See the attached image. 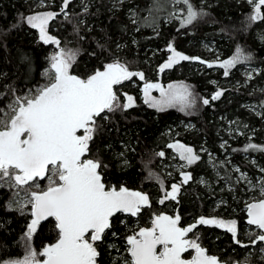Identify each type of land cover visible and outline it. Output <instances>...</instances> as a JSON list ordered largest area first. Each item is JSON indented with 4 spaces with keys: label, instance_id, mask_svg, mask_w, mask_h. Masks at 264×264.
Instances as JSON below:
<instances>
[{
    "label": "trees",
    "instance_id": "obj_1",
    "mask_svg": "<svg viewBox=\"0 0 264 264\" xmlns=\"http://www.w3.org/2000/svg\"><path fill=\"white\" fill-rule=\"evenodd\" d=\"M190 3L205 14L181 26L187 15L186 5L175 0H70L63 12V0H43V3L0 0V114L17 97L28 96L45 81L44 70L58 49L41 41L38 29L31 28L23 19L41 11L58 13L48 24L49 33L61 42V48L76 52L72 74L86 78L104 64L120 61L130 70L144 72L150 81H185L195 97L194 106L187 112L178 107L158 111L144 103L142 81L138 77H133L137 85L128 80L115 86L121 99L128 93L135 96L136 104L97 118L99 129L90 143L88 158L101 161L100 171L106 185L143 190L148 193L151 206L137 217L117 214L112 218L111 229L96 242L99 264H117L112 262L116 247L110 248L109 243L123 246L129 225L137 222L148 227L154 214L165 211L178 213L183 226H189L201 216L236 218L237 238L248 247L236 244L231 233L214 225H198L192 235L199 236L202 244L211 252L216 251L222 260L264 264L259 252L261 243L252 246L250 236L245 234L246 228L256 227L247 223L245 195L234 181L235 172L230 164L235 163L253 174L260 173L243 158V153H247L259 158L264 167V113L258 116L242 105L257 100L264 107V92L255 87L264 77V20L249 21L253 8L247 0H190ZM172 43L188 56L201 58L214 54L209 51L212 47L206 45L214 46L212 50L221 53L220 61L210 68L196 64L197 60H186L161 73L159 66L167 60L168 45ZM238 47L251 57L243 61L260 67L258 75L246 77L238 69L240 62L228 70L227 76L224 74L225 69L219 65L233 58ZM235 82H239L237 86ZM219 88L224 93L213 100V92ZM204 99L209 100L207 105L203 104ZM224 117L246 121L254 128V135L232 139L225 131V120L221 119ZM187 123L193 124L185 127ZM222 137L229 140V156L219 143ZM176 143L192 146L196 151L205 146L215 158L211 164L207 153H200V159L189 168L192 179L183 182L179 201L161 204L162 191L182 179L179 172L167 177L160 167L162 161H170L168 156L173 148L168 145ZM250 144L256 148H249ZM159 152H164L165 157H160ZM223 181L232 184V189ZM13 193L14 188L7 183L0 187V264L26 254L24 236L32 218L31 206L23 213L18 208H9L7 202ZM220 200L221 205L213 211L215 202ZM56 239L54 220L49 218L38 225L30 245L41 251Z\"/></svg>",
    "mask_w": 264,
    "mask_h": 264
},
{
    "label": "snow or ice",
    "instance_id": "obj_2",
    "mask_svg": "<svg viewBox=\"0 0 264 264\" xmlns=\"http://www.w3.org/2000/svg\"><path fill=\"white\" fill-rule=\"evenodd\" d=\"M175 2L186 5L187 15L181 26L191 24L205 14L195 10L190 0ZM247 2L253 6L249 21L264 20L261 13L264 0ZM69 3L70 0H63L61 12ZM57 15L46 11L23 18L31 28L38 29L41 41L56 45L59 51L50 57V69L46 72L49 83L34 95L17 97L9 106L10 114L4 113V117L0 118V187L7 183L24 190V199L15 203L22 213L30 205L32 217L24 236L25 256L23 259L4 261L3 264H97L99 253L95 245L106 230L111 229L112 218L119 213L137 217L144 208L151 206L147 193L124 186L106 185L100 171L101 161L88 158L90 143L99 129L97 118L106 112L134 106V97L126 93V102H120L115 86L133 77L144 80V73L131 71L127 65L114 61L104 64L102 70L97 69L86 78L72 74L70 69L76 52L61 48V42L47 31L49 22ZM168 51L171 55L159 67L161 73L180 61L199 60V57L178 52L171 44ZM250 58L238 47L233 58L219 66L225 69L227 76L230 68ZM212 66L208 64V67ZM153 90L159 92V98L152 96ZM142 91L144 103L158 111L177 105L184 111L195 104L192 91L183 83L169 84L166 88L159 83H145ZM221 94L217 92L212 99H218ZM208 103V99L203 100V104ZM103 118L107 119V116ZM168 147L176 149L180 159L188 165L200 159L192 148L183 144H169ZM248 147L256 148V145ZM158 155L163 157L164 152ZM190 179V174H183L184 183ZM42 180H47L45 187L39 183ZM160 183L163 190V183ZM260 191L264 196V185ZM178 192L179 186L173 184L171 191H165L159 203L176 200ZM247 215L248 225L260 230L249 233L251 245L255 246L264 242V199L248 203ZM49 218L54 220L57 239L37 253L31 248L30 241L38 225ZM180 220L179 215L154 214L150 227L133 229V234L126 237L128 258L124 264H221L217 257L206 253L197 239L189 238L197 225L224 228L231 233L236 244L249 246L237 238L235 220L201 216L187 227H181ZM261 251L264 252V249ZM185 254L190 258H186ZM38 256L43 259H38Z\"/></svg>",
    "mask_w": 264,
    "mask_h": 264
},
{
    "label": "rangeland",
    "instance_id": "obj_3",
    "mask_svg": "<svg viewBox=\"0 0 264 264\" xmlns=\"http://www.w3.org/2000/svg\"><path fill=\"white\" fill-rule=\"evenodd\" d=\"M41 1V0H40ZM252 8H253V6H252ZM41 12H46V11H41ZM52 12V11H51ZM261 13H262V9H261ZM33 14H35V13H33ZM32 15V14H31ZM47 31H48V33H49V27H47ZM49 35H51L50 33H49ZM52 36V35H51ZM174 48H175V46H174V44L172 43L171 44ZM56 46V45H55ZM206 46H208V47H212V48H210L209 49V51L211 52V53H214L213 55H211L210 57L209 56H205L204 57V59H207V60H209L210 61V63L212 64V65H214V63L215 62H219L220 60H219V58H220V56H221V53L218 51V50H212L213 48H214V46H211V45H206ZM57 47V46H56ZM176 49V48H175ZM177 50V49H176ZM57 51H59V49H57L55 52H57ZM178 52H180V53H182V54H184V55H187L186 53H183V52H181V51H179V50H177ZM54 52V53H55ZM169 55H171V53L169 52V54H168V57H169ZM188 56V55H187ZM190 57V56H189ZM168 59V58H167ZM167 61V60H166ZM166 61H164L162 64H164ZM120 62V61H119ZM180 62H183V61H180ZM179 62V63H180ZM197 63L196 64H203V63H201L200 61H196ZM112 63V62H111ZM122 63V62H121ZM124 64V63H123ZM161 64V65H162ZM160 65V66H161ZM175 65H177V64H175ZM174 65V66H175ZM159 66V67H160ZM173 66V67H174ZM172 67V68H173ZM50 69V64L47 66V68L44 70V78H45V81L36 89V91L39 89V88H41V87H43V86H45L47 83H49V80H48V77L46 76V72H48V70ZM238 69H239V71L241 72V73H243L246 77H248V78H252V77H254L255 75H258L260 72H261V69H260V67L259 66H257V65H254V64H250V63H248V62H246V61H241L240 62V65H239V67H238ZM102 70V69H101ZM130 70V69H129ZM131 71H137V72H142V71H138V70H131ZM144 73V72H143ZM144 80H141L142 81V84H141V86H140V90H141V95H142V98H143V100H144V96H143V88H144V85H145V83H159V84H161V85H163L165 88L167 87V85H169V84H179V83H183V84H186L188 87H189V84L188 83H186L185 81H171V82H163L162 80H156V81H150V80H148L147 78H146V76L144 75ZM139 78V77H138ZM140 79V78H139ZM214 79V78H213ZM130 81H132V83H135V85H137V82L136 81H134L133 80V78L130 80ZM125 82V81H124ZM237 83H239V82H235V85L237 86L238 84ZM255 87H256V89H258L259 91H261V92H264V77L262 78V79H260L259 81H257L256 82V84H255ZM189 89H190V87H189ZM36 91L35 92H33V93H31V94H29L28 96H31V95H34L35 93H36ZM190 91H191V89H190ZM217 92H221L222 94L220 95V97H222V95H223V93H224V89H222V88H219V89H217L215 92H213V95H215ZM126 94H128V93H126ZM152 96H155V97H157V98H159V92L158 91H156V90H153L152 91ZM118 95V94H117ZM128 95H130V94H128ZM119 96V95H118ZM131 96H133V95H131ZM120 97V96H119ZM124 97V96H123ZM134 97V100H135V103L134 104H136V98H135V96H133ZM219 97V98H220ZM218 98V99H219ZM120 102L121 103H125L126 102V100H125V97L123 98V99H121L120 98ZM13 104V103H12ZM11 104V105H12ZM148 105V104H147ZM242 105L243 106H245V107H247L250 111H252V112H254L256 115H258V116H261V115H263V113H264V107H263V104L262 103H260L259 101H257V100H249V101H245L244 103H242ZM176 107H178L179 109H180V106L179 105H177ZM154 109H156V108H154ZM187 109L188 108H186L184 111L185 112H187ZM157 110V109H156ZM4 113H9L10 114V108H8L7 110H5V111H3V113H1L0 114V118H3L4 117ZM221 119H223V120H225V131H226V133L228 134V135H230L231 136V138L232 139H237V137L238 136H241V135H245V134H248V136L249 137H252L253 135H254V133H253V131H254V128H251L250 126H249V123H247L246 121H241L240 119H239V117H235L234 119H228V118H226V117H224V118H221ZM193 123H187V124H184L185 125V127H190L191 125H192ZM220 145H221V147H222V149H223V152H226V153H228V154H226V155H230L231 153L230 152H227V145H229V140H228V138H224V137H222L221 139H220ZM184 146H186V147H190V148H192L193 149V151H194V153L195 154H197L199 157H200V153H203V152H206L207 153V161L209 162V163H211L212 164V158H215V155L212 153V152H209L206 148H205V146H203L202 148H200V150L199 151H196L192 146H189V145H184ZM170 155V154H169ZM163 157H165V154H164V156ZM227 157V156H226ZM168 158L170 159V161L169 162H163L162 161V164L160 165V167H161V170H162V172L163 173H165L166 175H167V177H174V173H176V172H179L180 174H181V178L182 179H180L178 182H172L171 184H170V186H169V188H167V189H164L163 191H162V196L159 198V200H161L162 198H163V196H164V192L165 191H171V186L173 185V184H176V185H178L179 186V192H178V194H177V197H179L180 195H181V193H182V189H183V174L184 173H188V174H190L191 175V179H192V173H191V171L189 170V168L192 166V165H194L195 163H193V164H191V165H188L187 164V162L186 161H184V160H181L180 159V157H179V152L176 150V149H174L173 148V150H172V152H171V155L170 156H168ZM243 158L244 159H248L255 167H257L258 168V171H260V173L258 172V173H256V174H253V173H251V172H249L248 170H245V169H242V168H240V167H238V165L237 164H235V163H232V162H230V164H231V166H232V171H234L235 173H234V176H235V178H234V181H235V183L236 184H239L240 185V189H241V191H242V193H243V195H245V197H244V202H246L247 204L248 203H250L251 201H254V200H258V199H264V196H262L261 195V191H260V189H261V186L262 185H264V167L263 166H261V163H260V161H259V158H257V157H254V156H250V155H248L247 153H243ZM216 174V173H215ZM216 175H218V174H216ZM218 177H219V175H218ZM191 179L190 180H188V181H191ZM197 181V180H196ZM39 183L41 184V187H45L46 185H47V180H42V181H39ZM223 183L225 184V186L228 188V189H232L231 187H233V185L232 184H230L229 182H227V181H223ZM24 197H25V191L24 190H21V189H17V188H14V193H13V195L11 196V199L7 202V206L9 207V208H18L19 209V207H18V205L15 203V201H22L23 199H24ZM150 198V197H149ZM165 201H170V199L169 200H165ZM150 204H151V200H150ZM219 205H221V200L220 201H216L215 202V206H213L214 208H213V211H215V210H217L218 209V207H219ZM28 207V206H27ZM26 207V208H27ZM160 213H163V214H166V215H169V216H173V217H175V215H170V214H168V213H164V212H159V213H156V214H160ZM178 215V214H177ZM153 217V216H152ZM152 217L150 218V226H151V219H152ZM203 217H205V218H216V219H222V220H225V221H230V220H235L236 222H237V232H239V229H238V221H237V219L236 218H224V217H221V216H217V215H212V216H203ZM200 218V217H199ZM198 218V219H199ZM197 219V220H198ZM196 220V221H197ZM193 223H195V222H193ZM193 223H191V224H193ZM190 224V225H191ZM198 226V225H197ZM215 226V225H214ZM139 227H146V226H141V225H139L137 222H135L133 225H129L127 228H126V232H127V236L128 235H131V234H133V229H138ZM220 228V227H219ZM37 229H38V227H37ZM221 229H224V228H221ZM195 230V229H194ZM193 230V231H194ZM37 231V230H36ZM260 230L258 229L257 230V228H255L254 230H251V229H249V228H246L245 229V234L246 235H249V233H258ZM34 235V234H33ZM126 236V237H127ZM126 237H125V241H124V245L123 246H117V245H114V243L113 242H110L109 243V247L110 248H113V247H116V252H114L113 253V256H112V262H114V263H117V264H124V261H125V259L126 258H128V254H127V251H126V249H127V244H126ZM189 238H191V239H197V242L201 245V246H205V245H203L202 244V242H201V240H200V238H199V236H193L192 235V233H190L189 234ZM252 238H254V237H252ZM259 243H261V246H260V249H259V252H260V257H262V258H264V252H262L261 251V249H264V242H259ZM96 246V245H95ZM207 247V246H206ZM32 248V247H31ZM32 249H34V248H32ZM207 249H208V251L209 252H211L210 251V249L207 247ZM35 250V249H34ZM42 251V250H41ZM97 251H98V249H97ZM36 252L37 253H39L40 251H37L36 250ZM99 253V252H98ZM211 253H213V254H216L217 255V253H216V251H214V252H211ZM247 255H249L248 253H247ZM25 256V255H24ZM23 256V257H24ZM186 256H188V255H186ZM219 256V255H218ZM23 257H21V258H19V259H23ZM220 257V256H219ZM38 259H43V257H39L38 256ZM221 259V258H220ZM16 260V259H15ZM225 261V260H224ZM227 262V261H226ZM228 263H230V262H228ZM248 264V263H242V262H235V263H230V264Z\"/></svg>",
    "mask_w": 264,
    "mask_h": 264
},
{
    "label": "water",
    "instance_id": "obj_4",
    "mask_svg": "<svg viewBox=\"0 0 264 264\" xmlns=\"http://www.w3.org/2000/svg\"><path fill=\"white\" fill-rule=\"evenodd\" d=\"M195 57H199V56H195ZM197 61H204L203 64H206V65H208V64L210 63L209 60L204 59V58H201V57H199V60H197ZM102 175H103V174H102ZM103 179H104V177H103ZM104 182H105V181H104ZM124 187H126V186H124ZM127 188L130 189V190H136V191H141V192L146 193L145 191L140 190V189H135V188H130V187H127ZM147 194H148V193H147ZM254 201H255V200H254ZM254 201H251V202H254ZM251 202H250V203H251ZM119 214H125V213H119ZM125 215H128V214H125ZM246 220H248V215H247V219H246ZM42 222H43V221H42ZM42 222H41V223H42ZM251 226L255 227L254 225H251ZM106 231H107V230H106ZM105 233H106V232H105ZM104 235H105V234H104ZM104 235L102 236V239H103ZM102 239H101V240H102ZM101 240H100V241H101ZM53 243H54V242H53ZM50 244H52V243H50ZM48 245H49V244H48ZM202 247L206 250V253H207L208 255H211V256H215V257H217L218 260L221 262V264H230V263H228V262H226V261L220 259V257H219L218 255L209 252L206 246H202ZM192 254H194V253H192ZM185 255H187V254H185ZM186 258H190V257H186ZM97 264H99L98 259H97ZM238 264H239V263H238Z\"/></svg>",
    "mask_w": 264,
    "mask_h": 264
},
{
    "label": "flooded vegetation",
    "instance_id": "obj_5",
    "mask_svg": "<svg viewBox=\"0 0 264 264\" xmlns=\"http://www.w3.org/2000/svg\"><path fill=\"white\" fill-rule=\"evenodd\" d=\"M175 201L178 202V201H179V197H177ZM164 213H168V214H170V215H175V216L178 214V213H171V212H167V211H165ZM180 226H181V227H187V226H183V225H182L181 220H180ZM148 227H150V226H148ZM257 230H258V229H257ZM255 246L258 247V243H257ZM187 255H188V254H187ZM185 256H186V255H185ZM186 257H190V255H188V256H186Z\"/></svg>",
    "mask_w": 264,
    "mask_h": 264
}]
</instances>
